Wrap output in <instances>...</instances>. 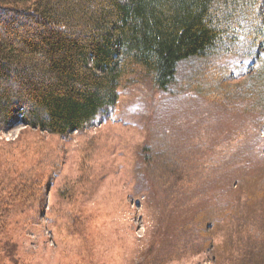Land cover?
I'll use <instances>...</instances> for the list:
<instances>
[{"label":"rangeland","instance_id":"1","mask_svg":"<svg viewBox=\"0 0 264 264\" xmlns=\"http://www.w3.org/2000/svg\"><path fill=\"white\" fill-rule=\"evenodd\" d=\"M258 53L237 63L236 72L253 73L264 51ZM190 62L196 60L183 69ZM183 69L167 90L137 71L119 89L115 107L66 136L22 123L0 128V200L27 186L26 197L15 200L4 222L0 264L261 260L262 116L246 106L218 107L183 90ZM227 200L238 207L221 215L220 228L206 229V244L194 215ZM235 223L240 234L228 236ZM236 242L253 258L238 255Z\"/></svg>","mask_w":264,"mask_h":264},{"label":"trees","instance_id":"2","mask_svg":"<svg viewBox=\"0 0 264 264\" xmlns=\"http://www.w3.org/2000/svg\"><path fill=\"white\" fill-rule=\"evenodd\" d=\"M259 51L264 0H0V128L22 123L65 136L81 131L115 107L119 89L137 71L167 90L191 59L197 64L180 73L183 90L218 107L246 106L263 122L264 53L253 73L235 70ZM26 188L0 200V237ZM231 202L194 215L206 244V229L220 228L221 215L238 207ZM239 228L229 226L228 236ZM5 247L0 240V254ZM233 247L245 261L253 258L239 242ZM253 264H264V256Z\"/></svg>","mask_w":264,"mask_h":264}]
</instances>
